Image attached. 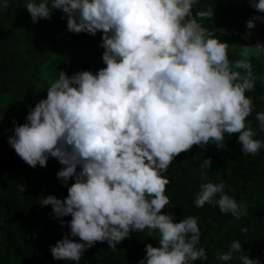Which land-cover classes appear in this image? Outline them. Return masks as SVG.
<instances>
[{"label": "clouds", "instance_id": "1", "mask_svg": "<svg viewBox=\"0 0 264 264\" xmlns=\"http://www.w3.org/2000/svg\"><path fill=\"white\" fill-rule=\"evenodd\" d=\"M264 12V0H248ZM197 0H26L33 23L51 19L62 10L67 30L93 36L103 32L98 73L80 71L71 77L64 70L47 88L26 116L27 123L13 121L9 144L28 165L46 167L49 157L63 167L57 178L68 196L42 198L52 206L53 217L65 225L71 215L70 235L50 246L56 260L79 262L86 249L107 241L117 244L132 232L158 231L159 246L146 245L139 264H192L207 260L200 243L198 218L188 215L174 222L163 213L170 204L167 172L174 159L192 147L214 143L227 148L225 134L239 133L244 155H256L264 140L246 123L253 101L256 77L249 56L264 53V44L242 46L240 59L231 61L227 42L197 23L192 9ZM51 5V7H50ZM8 0L0 3L7 9ZM211 18L214 10L198 13ZM64 17H62L63 19ZM264 22V16L248 20ZM250 35V33H249ZM242 70V71H241ZM264 132V111L256 113ZM212 158L202 169H210ZM80 171H77V168ZM202 178L207 179L202 172ZM223 182L200 186L195 207L219 206L222 213L239 220L248 208L226 192ZM247 233L248 228H242ZM70 237H79L75 242ZM240 253L241 264H261L251 259L239 240L216 260L228 262Z\"/></svg>", "mask_w": 264, "mask_h": 264}, {"label": "trees", "instance_id": "2", "mask_svg": "<svg viewBox=\"0 0 264 264\" xmlns=\"http://www.w3.org/2000/svg\"><path fill=\"white\" fill-rule=\"evenodd\" d=\"M8 3L7 9L0 8V264H139L146 256L147 244L159 246L158 231L132 232L117 244L116 252L107 241L97 242L84 251L79 262L56 260L52 256L50 246L70 235L67 222L72 217H63L66 223L61 227L60 220L53 217L52 206L40 203L49 195L65 199L75 178L65 186L57 178L63 165L53 157H49L46 167H31L10 146L9 137L14 134L13 121L20 125L27 123L30 109L47 98V88L58 79L60 70L71 77L80 71L96 74L106 67L102 59L103 32L98 31L95 36L69 32L66 14L55 9L51 19L33 23L25 7L26 0ZM209 8L214 10L211 18L198 15ZM192 14L206 29L222 26L249 39L213 32L229 44L231 61L241 58L242 46L264 44V22L256 20L254 28L247 27L249 19L264 16V12L251 7L248 0H197ZM238 40L243 44L238 45ZM249 62L256 80L254 91L246 92L254 105L246 123L256 130L255 139L264 140L256 119V113L264 111V61L261 54L257 56L253 51ZM238 137L239 133L231 136L226 133L225 149H218L211 142L206 148L194 145L177 156L163 174L170 180L165 193L170 204L163 213H172L174 222L188 215L198 218L202 235L197 247L205 249L208 259L192 264H241L240 253H234L228 262L216 260V253L227 252L235 240L241 242L251 259L264 264V147L254 156L244 155ZM209 157L211 168L202 169L204 159ZM202 172L207 179L202 178ZM207 182H223L227 194L247 206V214L237 220L231 213H222L218 205L206 203L202 208L195 207L196 194L201 184ZM245 227L246 234L241 232ZM70 238L83 243L79 237Z\"/></svg>", "mask_w": 264, "mask_h": 264}, {"label": "water", "instance_id": "3", "mask_svg": "<svg viewBox=\"0 0 264 264\" xmlns=\"http://www.w3.org/2000/svg\"><path fill=\"white\" fill-rule=\"evenodd\" d=\"M209 32L213 33V32H222V33H226V34H229V35H233L235 37H238L240 39H244V40H247L249 41L248 38H246L244 35H241V34H238L235 30H230L226 27H222V26H213L211 29H208ZM253 44L254 46H257L258 44L257 43H251ZM261 57L264 61V53H261Z\"/></svg>", "mask_w": 264, "mask_h": 264}, {"label": "rangeland", "instance_id": "4", "mask_svg": "<svg viewBox=\"0 0 264 264\" xmlns=\"http://www.w3.org/2000/svg\"><path fill=\"white\" fill-rule=\"evenodd\" d=\"M237 44H238V45H242V44H243V43H242V40H238V41H237Z\"/></svg>", "mask_w": 264, "mask_h": 264}]
</instances>
